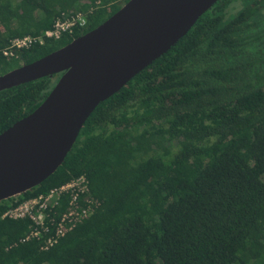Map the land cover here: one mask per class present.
<instances>
[{"label": "trees", "instance_id": "trees-1", "mask_svg": "<svg viewBox=\"0 0 264 264\" xmlns=\"http://www.w3.org/2000/svg\"><path fill=\"white\" fill-rule=\"evenodd\" d=\"M128 1L0 0V75L94 30ZM250 4L219 0L95 109L52 176L10 199L86 175L101 202L89 219L45 250L43 239L26 240L32 221L4 217L0 203V264H264V20L263 5ZM77 13L87 21L72 35L3 55L10 40L39 37ZM58 78L0 92V134Z\"/></svg>", "mask_w": 264, "mask_h": 264}, {"label": "water", "instance_id": "water-1", "mask_svg": "<svg viewBox=\"0 0 264 264\" xmlns=\"http://www.w3.org/2000/svg\"><path fill=\"white\" fill-rule=\"evenodd\" d=\"M219 0H129L94 30L0 75V92L59 75L45 101L0 134V203L63 164L95 109L174 47Z\"/></svg>", "mask_w": 264, "mask_h": 264}, {"label": "built area", "instance_id": "built-area-1", "mask_svg": "<svg viewBox=\"0 0 264 264\" xmlns=\"http://www.w3.org/2000/svg\"><path fill=\"white\" fill-rule=\"evenodd\" d=\"M86 16L82 13L57 17L51 29L39 36H24L9 41L4 49L5 57H17L16 50L29 49L35 43L44 44L46 39L60 40L65 35H72L75 28L86 25ZM9 209L4 217L32 221L28 239H43V249L55 246L60 239L78 225L89 219L100 207L101 202L91 195L90 181L81 175L70 182L53 188L46 195H40L23 202L8 200ZM66 203V205H63ZM65 207V209H62Z\"/></svg>", "mask_w": 264, "mask_h": 264}, {"label": "flooded vegetation", "instance_id": "flooded-vegetation-1", "mask_svg": "<svg viewBox=\"0 0 264 264\" xmlns=\"http://www.w3.org/2000/svg\"><path fill=\"white\" fill-rule=\"evenodd\" d=\"M248 1L251 2L250 5L253 7H259L260 6L259 3H261L263 5V6H260L258 9H259L260 13H262V17H261L262 20H264V1L263 0H256V1H254V0H241V9H246ZM252 1H253V3H252ZM258 1H260V2L258 3ZM260 50L264 54V43H263V46L260 48Z\"/></svg>", "mask_w": 264, "mask_h": 264}, {"label": "rangeland", "instance_id": "rangeland-1", "mask_svg": "<svg viewBox=\"0 0 264 264\" xmlns=\"http://www.w3.org/2000/svg\"><path fill=\"white\" fill-rule=\"evenodd\" d=\"M13 67H17V65H14Z\"/></svg>", "mask_w": 264, "mask_h": 264}]
</instances>
